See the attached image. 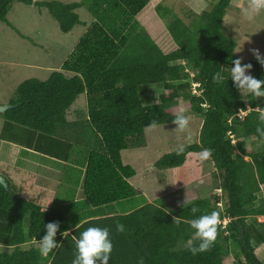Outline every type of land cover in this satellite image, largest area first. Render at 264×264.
Wrapping results in <instances>:
<instances>
[{"label":"trees","instance_id":"16d2710c","mask_svg":"<svg viewBox=\"0 0 264 264\" xmlns=\"http://www.w3.org/2000/svg\"><path fill=\"white\" fill-rule=\"evenodd\" d=\"M14 2L45 9L63 34L82 23L76 10L85 8L92 18L60 69L43 81H22L8 102L11 107L0 113V139L62 162L74 160L83 168V197L46 207L0 172L7 183V189L0 184V244L9 250L0 253V264H72L73 235L79 238L92 226L110 230L108 264H138L141 258L144 264H225L230 246L239 255L231 264H264L254 253L264 244V222L247 223L249 218H264V148L252 152L245 144L247 138L264 142L256 132L264 127L258 111L264 110V98L248 94L245 102L229 76L231 61L239 58L236 42L223 33L231 0H216L210 10L193 12L188 24L164 1L157 3L153 13L165 22L172 44L167 51L137 19L150 0H0V22L8 26ZM242 63H251V75L264 79V66L253 55ZM218 71L223 83L213 82ZM193 84L198 95L192 93ZM152 86L163 90L154 104ZM80 95L86 100L85 117L69 121L67 112ZM181 106L202 119L196 141L181 154L176 150L162 155L155 167L177 168L189 154L212 149L223 210L217 208L220 197L212 194L183 207L171 208L160 198L129 213L110 212L114 204L138 196L128 182L136 171L123 163L122 152L145 147L146 126L153 120L157 126L173 124ZM239 111L245 115L237 116ZM193 206L200 211L193 214ZM212 211L229 221L219 227L209 251L193 255L186 246L194 235L189 221ZM173 216L182 222L173 223ZM49 222L60 223L55 239L61 246L44 257L34 242ZM117 223L124 225L123 232L116 230ZM64 230L70 231L65 238L60 235Z\"/></svg>","mask_w":264,"mask_h":264},{"label":"rangeland","instance_id":"374dc122","mask_svg":"<svg viewBox=\"0 0 264 264\" xmlns=\"http://www.w3.org/2000/svg\"><path fill=\"white\" fill-rule=\"evenodd\" d=\"M58 1L70 3L80 0ZM161 1H164V4L171 8L173 13L186 24L191 22L193 12L199 14L202 11H208L216 2V0H150L149 8L141 11L137 19L166 51L172 47V44L165 28V22L153 13L154 6ZM244 3L245 0H231V7L223 19V33L236 42L235 54L246 61L252 56L251 49H259L261 55L264 56V11L255 16L254 19L247 20L241 9V5ZM76 12L82 23L76 25L69 33L63 34L60 32L56 21L50 17L45 9L39 10L34 5L18 2L11 5L7 15V20L11 26L0 22V106L14 97L15 89L22 81L30 78L43 81L51 72L60 69L61 64L92 21L85 8H80ZM228 73L230 76V70ZM162 92L161 86H152L150 88L151 103H156L158 95ZM241 95L243 100L247 102L248 94L241 92ZM85 106V96L81 95L69 108L67 119L73 121L78 116L84 118ZM77 112L80 114L77 115ZM186 115L190 118V130L188 132H178L174 124L160 125L154 130L146 128L145 147L129 149L122 153L124 162L132 165L137 171V175L131 180V183L136 189H142L151 197L162 198L171 208L179 206L183 201L186 203L192 199L209 197L213 194L221 199L222 205L217 206L218 210L221 211L224 208L223 193L218 187L210 160L201 162L198 160L197 154H189L180 167L163 170L155 167V162L162 155L176 151L179 144H184L186 147L196 141L202 119L193 114L186 113ZM245 144L246 149L252 152L264 148V142H259L255 138L245 139ZM25 157L19 155V160L26 161L24 160ZM51 162L47 165L50 168L48 177L53 174ZM1 166V170L8 169V166ZM40 169H42L41 166L34 169L35 172L37 171L36 175L40 173ZM9 171L20 174L25 169L23 165L18 163L9 167ZM30 173L32 171L24 173L20 179L24 181V186L28 188L27 191H31L32 187L36 185H41L40 178L36 175L31 177ZM258 196L260 198L261 194ZM142 201V196L138 195L131 200L115 204V209L122 211L124 207H137ZM253 221L263 223L264 218L247 219L248 224ZM5 251L8 252L9 250ZM237 252V249L230 246L228 254L224 258L225 264H231L239 259ZM254 253L264 263V244L257 246Z\"/></svg>","mask_w":264,"mask_h":264},{"label":"clouds","instance_id":"9594fccd","mask_svg":"<svg viewBox=\"0 0 264 264\" xmlns=\"http://www.w3.org/2000/svg\"><path fill=\"white\" fill-rule=\"evenodd\" d=\"M241 9L243 16L247 20H252L264 11V0H245V3L241 5ZM250 51L257 62L261 66H264V56L261 55L259 49H251ZM242 60L243 58L239 57L231 61L233 66L230 69V77L233 84L240 92L242 90L245 94H251L256 98H264V79H257L251 75L252 64L242 63ZM212 79L215 83H223L225 78L218 71L213 74ZM187 111V108L180 107L175 114L172 123L176 126L175 129L178 132L186 133L190 130V118L186 115ZM258 111L259 120L264 125V110L258 109ZM146 127L154 130L157 128V122L153 120ZM256 132L264 140V127L258 126ZM184 150V144L177 146L178 154L183 153ZM211 157L212 149L209 148H202L197 154V158L201 162L208 161ZM183 205L184 201L180 204V207H183ZM199 211L200 209L198 207L193 206L191 208L193 214ZM172 222L179 225L182 221L179 216H173ZM189 223L190 227L194 229V235L187 242L186 246L193 255H196L211 249L217 239L219 227L222 223L226 225L227 221L221 220L219 212L212 211L211 213L202 214L192 219ZM44 229L45 234L38 241V245L40 254L47 257L50 252L61 246V243L55 239L57 232L60 230V223L49 222L44 225ZM116 230L123 232L124 225L117 223ZM60 235L65 238L69 236V232L68 230H64ZM72 238L76 246V255L72 260V264H108L113 250V244L110 239V230L107 227H88L80 234L79 238H76L74 235ZM6 248V245L0 244V253L4 252ZM138 264H144L142 258L138 261Z\"/></svg>","mask_w":264,"mask_h":264},{"label":"crops","instance_id":"0c3cea01","mask_svg":"<svg viewBox=\"0 0 264 264\" xmlns=\"http://www.w3.org/2000/svg\"><path fill=\"white\" fill-rule=\"evenodd\" d=\"M7 104L8 102L4 103L3 105H7ZM81 107H83L82 104H81ZM2 125H3V121L0 118V132L2 129ZM19 155L26 156L24 158V160L26 161H23V160L20 161ZM28 158H29V161H28ZM122 161L124 164L129 165L124 162L123 158H122ZM50 162L53 167V174L50 177H48V174L50 173V168H48L47 165ZM18 163L23 165L25 169V171H22V173L20 174L19 173L15 174L14 172L9 171V169L1 170L2 169L1 165L8 166L9 168ZM31 165H33V167H31ZM38 166L39 167L41 166L42 169H40V173L36 175L37 171L35 172L34 169ZM4 171L10 176V178L16 184L23 186L28 195L36 196L39 202H41L46 207H52L55 205L62 207L67 202L75 203L77 201H80L83 197L82 189H81V181H80L83 168L80 166L78 167L74 160H70L68 162H62V161L53 159L45 155H41L40 153L34 152L32 150L22 149L18 145H15L13 143L0 139V172H4ZM28 171H32V173H30L31 177L34 175L39 177L40 184H41L40 186L36 185L32 187L31 191H27L28 188L24 186V183H23L24 181L20 180L21 175H23L24 173ZM136 175H137V171L135 173V176ZM135 176L128 180L130 185L133 187L134 185L131 183V180L134 179ZM31 177H28V179H31ZM29 185H32V184L29 183ZM134 189L138 192V195L142 196L143 198V201L137 207H128V208L124 207L122 211H118L117 209H115L116 205L114 204L110 208V212H115L116 214L129 213L130 211L140 207L144 203H154L156 200L159 199L158 196L157 197L149 196L148 193L143 192L142 189H136L135 187ZM68 232L70 233V231ZM34 243H35V246L39 248L38 241ZM29 245L30 243L24 244L22 245V248L26 246L29 247Z\"/></svg>","mask_w":264,"mask_h":264},{"label":"built area","instance_id":"2783aa9c","mask_svg":"<svg viewBox=\"0 0 264 264\" xmlns=\"http://www.w3.org/2000/svg\"><path fill=\"white\" fill-rule=\"evenodd\" d=\"M198 85L197 84H193V88H192V93L193 94H199L200 93V91H197V89H196V87H197ZM245 115V112H243V111H239V113L237 114V116H239V117H243ZM222 204H221V202L219 201L218 203H217V206H221ZM222 211V210H221ZM227 221V223H228V219L227 218H225V219H223L222 221ZM227 225V224H226ZM226 225L225 224H221V226H222V228H225L226 227Z\"/></svg>","mask_w":264,"mask_h":264},{"label":"water","instance_id":"95a60500","mask_svg":"<svg viewBox=\"0 0 264 264\" xmlns=\"http://www.w3.org/2000/svg\"><path fill=\"white\" fill-rule=\"evenodd\" d=\"M11 107V105H1L0 106V113H3L4 111H6L7 109H9ZM0 184L5 188L7 189V183L4 179V177H2L0 175Z\"/></svg>","mask_w":264,"mask_h":264}]
</instances>
